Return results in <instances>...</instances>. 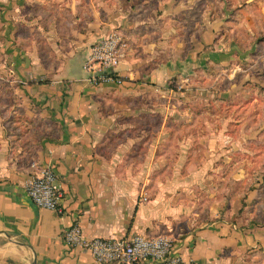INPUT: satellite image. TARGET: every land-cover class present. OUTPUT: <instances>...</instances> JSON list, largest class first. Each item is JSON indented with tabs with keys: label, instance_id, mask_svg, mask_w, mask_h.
Instances as JSON below:
<instances>
[{
	"label": "crops",
	"instance_id": "1",
	"mask_svg": "<svg viewBox=\"0 0 264 264\" xmlns=\"http://www.w3.org/2000/svg\"><path fill=\"white\" fill-rule=\"evenodd\" d=\"M200 1L0 0V83L9 103L0 106V264H97L65 244L75 223L87 239L169 237L184 264L264 252V199L252 190L240 215L225 212L224 198L194 180L201 174L176 169L192 158L184 148L193 139L178 150L166 124L153 122L160 110H143L177 72L222 68L238 56L226 37L229 12L205 5L192 14ZM186 15L200 21L177 42L176 20ZM113 32L128 43L117 68L123 84L88 85L83 62ZM41 167L56 174L63 215L36 207L24 190Z\"/></svg>",
	"mask_w": 264,
	"mask_h": 264
},
{
	"label": "rangeland",
	"instance_id": "2",
	"mask_svg": "<svg viewBox=\"0 0 264 264\" xmlns=\"http://www.w3.org/2000/svg\"><path fill=\"white\" fill-rule=\"evenodd\" d=\"M200 2L192 14L205 5L209 11L229 12L226 37L236 45L238 56L222 68L177 72L153 104L144 102L143 110H160L153 122L166 124L164 136L175 138L178 150L183 140L193 139V145L184 148L192 158L185 164L176 162V169L201 174L194 180L202 192L224 198V211L240 215L248 192L255 190L264 199V0ZM195 16L177 18V42L189 39L192 24L200 21ZM187 47L176 51V59L188 54ZM2 94L0 90L4 102L7 96ZM257 215H264V203ZM224 264H264V252L235 254Z\"/></svg>",
	"mask_w": 264,
	"mask_h": 264
},
{
	"label": "built area",
	"instance_id": "3",
	"mask_svg": "<svg viewBox=\"0 0 264 264\" xmlns=\"http://www.w3.org/2000/svg\"><path fill=\"white\" fill-rule=\"evenodd\" d=\"M127 50L128 43L119 33L113 32L102 37L90 48L83 62L85 82L91 86H121L123 80L117 74V68L125 58ZM36 172L25 182L27 196L36 207L63 215L60 203L63 191L55 172L49 167H41ZM63 240L71 248L87 250L97 264H184L182 258L174 253L173 240L166 236L150 238L136 235L114 241L87 239L80 225L75 223L64 232Z\"/></svg>",
	"mask_w": 264,
	"mask_h": 264
},
{
	"label": "trees",
	"instance_id": "4",
	"mask_svg": "<svg viewBox=\"0 0 264 264\" xmlns=\"http://www.w3.org/2000/svg\"><path fill=\"white\" fill-rule=\"evenodd\" d=\"M258 43L260 42V41H257ZM0 89L2 90V92H3V94H2V96H7V89H5L4 87H3V85L0 83ZM0 106L2 107V108H5L6 106H8V100H5L4 102H1V99H0Z\"/></svg>",
	"mask_w": 264,
	"mask_h": 264
}]
</instances>
